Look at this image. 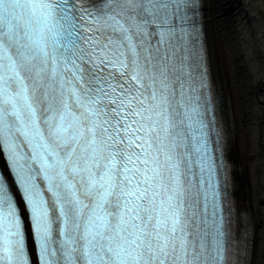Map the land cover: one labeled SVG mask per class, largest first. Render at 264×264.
Wrapping results in <instances>:
<instances>
[{
	"label": "snow or ice",
	"instance_id": "obj_1",
	"mask_svg": "<svg viewBox=\"0 0 264 264\" xmlns=\"http://www.w3.org/2000/svg\"><path fill=\"white\" fill-rule=\"evenodd\" d=\"M230 136L201 0H0V264H248Z\"/></svg>",
	"mask_w": 264,
	"mask_h": 264
},
{
	"label": "bare ground",
	"instance_id": "obj_2",
	"mask_svg": "<svg viewBox=\"0 0 264 264\" xmlns=\"http://www.w3.org/2000/svg\"><path fill=\"white\" fill-rule=\"evenodd\" d=\"M257 8L256 0H201L207 71L231 133L232 197L253 226L248 264H264V40Z\"/></svg>",
	"mask_w": 264,
	"mask_h": 264
},
{
	"label": "rangeland",
	"instance_id": "obj_3",
	"mask_svg": "<svg viewBox=\"0 0 264 264\" xmlns=\"http://www.w3.org/2000/svg\"><path fill=\"white\" fill-rule=\"evenodd\" d=\"M256 3H258V24L264 40V0H256Z\"/></svg>",
	"mask_w": 264,
	"mask_h": 264
}]
</instances>
